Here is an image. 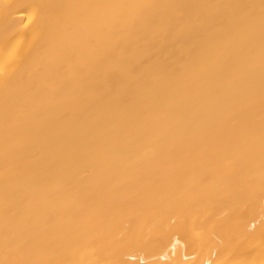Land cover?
Returning a JSON list of instances; mask_svg holds the SVG:
<instances>
[{"label":"bare ground","instance_id":"1","mask_svg":"<svg viewBox=\"0 0 264 264\" xmlns=\"http://www.w3.org/2000/svg\"><path fill=\"white\" fill-rule=\"evenodd\" d=\"M0 264H264V0H0Z\"/></svg>","mask_w":264,"mask_h":264}]
</instances>
